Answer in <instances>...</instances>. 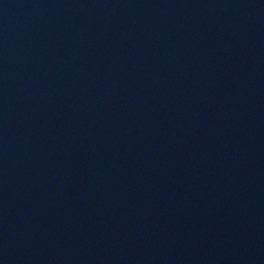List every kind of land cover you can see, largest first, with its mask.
I'll use <instances>...</instances> for the list:
<instances>
[{
    "label": "water",
    "instance_id": "obj_1",
    "mask_svg": "<svg viewBox=\"0 0 264 264\" xmlns=\"http://www.w3.org/2000/svg\"><path fill=\"white\" fill-rule=\"evenodd\" d=\"M0 264H264V0H0Z\"/></svg>",
    "mask_w": 264,
    "mask_h": 264
}]
</instances>
